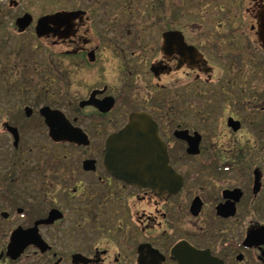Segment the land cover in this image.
<instances>
[{"label":"flooded vegetation","instance_id":"af4514ba","mask_svg":"<svg viewBox=\"0 0 264 264\" xmlns=\"http://www.w3.org/2000/svg\"><path fill=\"white\" fill-rule=\"evenodd\" d=\"M60 2L40 17L77 12L72 25L43 37L34 26L32 41L52 68L43 88L52 101L38 109L46 140L25 149L20 127L3 124L15 173L0 185V264H264V0ZM83 75L113 83L75 100ZM45 106L87 143L53 139ZM135 112L155 121L179 189L107 169V141ZM32 152L33 168L16 167ZM39 221L42 242L12 256L14 231Z\"/></svg>","mask_w":264,"mask_h":264},{"label":"rangeland","instance_id":"374dc122","mask_svg":"<svg viewBox=\"0 0 264 264\" xmlns=\"http://www.w3.org/2000/svg\"><path fill=\"white\" fill-rule=\"evenodd\" d=\"M17 1V6H10V0H0V185L8 184L5 181L15 173V165H11L10 162L12 138L3 127L5 122L20 127L21 139L24 140V145H26L24 146L25 149L31 148L30 146L35 145L36 142H42L44 136L46 140L47 128L43 120L39 118L38 109L43 105H48L47 102L52 101L51 97L44 94V90L41 91L43 88L42 76L44 75L43 80L48 78L47 75L42 74L48 71V65L44 61L48 49L42 46L40 42L36 44L35 48L32 41L35 42L34 26L37 18L63 8L60 0ZM25 12H29L34 16V23L27 33L18 34L15 31L6 29L15 26L16 18ZM45 43L49 44L48 42ZM13 61H15V68L14 64L9 65ZM78 79L82 81L76 80V83L70 89V93L75 97V100L90 93L95 86L113 83L112 80L108 79H86L84 75L78 77ZM46 86L48 87V84ZM26 105L34 108V115L29 118L25 116L24 107ZM52 151H55V149L53 148ZM58 151H61V149ZM72 152L74 151L72 150ZM37 154L36 152L29 153L24 161L17 156L15 160L16 167H20L21 170L25 167L33 168L32 162L28 161L29 158L34 159ZM49 162L50 169H52L51 156ZM19 164H22V166ZM25 178L26 175H24L22 181ZM1 220L0 215V222ZM3 241L4 238L0 236V243Z\"/></svg>","mask_w":264,"mask_h":264},{"label":"water","instance_id":"95a60500","mask_svg":"<svg viewBox=\"0 0 264 264\" xmlns=\"http://www.w3.org/2000/svg\"><path fill=\"white\" fill-rule=\"evenodd\" d=\"M17 5L16 0L11 4ZM77 12H56L41 17L36 25V33L43 37L52 30L51 24L60 29L62 25L72 22ZM260 37L264 42V9L260 12ZM33 22V16L25 13L17 18L16 25L19 31H24ZM72 25V24H71ZM70 25V26H71ZM56 31L58 34H60ZM109 102V101H108ZM113 98L108 103L110 109ZM27 115H31V108L27 107ZM46 123L50 127V135L60 141H73L86 144L87 136L81 129L75 128L59 110H53L49 106L41 109ZM7 130L14 136L15 144L18 143L19 134L16 127L5 125ZM103 161L109 171L116 177L129 183L146 186H159L164 190L175 191L182 184V178L169 166L166 146L158 135L155 121L147 113L135 112L130 115L128 124L120 131L110 136L103 152ZM14 231L10 244L9 253L18 257L30 243L40 244L38 225Z\"/></svg>","mask_w":264,"mask_h":264},{"label":"trees","instance_id":"16d2710c","mask_svg":"<svg viewBox=\"0 0 264 264\" xmlns=\"http://www.w3.org/2000/svg\"><path fill=\"white\" fill-rule=\"evenodd\" d=\"M6 29H8V30H12V31H15V32H17L16 31V28H15V26L13 25V26H11V27H8V28H6ZM11 64H14V68H15V61H13V62H10L9 63V65L11 66ZM47 65V64H46ZM10 68V67H9ZM52 68H50V65H48V71H47V73H45V75H47L48 76V78L49 77H51V78H53L52 77V70H51ZM51 72V73H50ZM48 78L47 79H45V80H43L44 79V75L42 76V78H41V82H42V87L44 88L45 86H46V82H47V80H48ZM43 88H42V90L41 91H43Z\"/></svg>","mask_w":264,"mask_h":264}]
</instances>
